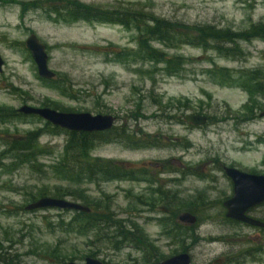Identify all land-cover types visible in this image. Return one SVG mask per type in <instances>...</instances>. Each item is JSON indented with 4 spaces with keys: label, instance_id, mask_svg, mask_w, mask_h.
I'll use <instances>...</instances> for the list:
<instances>
[{
    "label": "rangeland",
    "instance_id": "374dc122",
    "mask_svg": "<svg viewBox=\"0 0 264 264\" xmlns=\"http://www.w3.org/2000/svg\"><path fill=\"white\" fill-rule=\"evenodd\" d=\"M44 1L0 3V110L19 115L17 120H0V152L5 143L40 131L37 145L51 153L14 171L0 168V248L8 249L14 264H65L68 260L58 261L62 255L81 263L90 253L104 264H157L183 250L190 264H264V232L229 224L214 204L231 195L222 167L264 175V116L258 117L264 111V91L251 92L241 84L258 72V82L264 87V40L240 43L241 55L234 59L207 48L154 45L166 58L183 60L179 70L168 73L161 65L132 55L137 53L134 28L97 21H54L43 11L50 4ZM68 1L232 31L264 20V0ZM18 2L37 6L24 8ZM40 2H44L42 8H38ZM29 34L45 45L54 84L37 76L24 47ZM224 72L240 74L243 79L235 84L220 75ZM23 105H55L60 112L111 115L114 131L124 130L133 140L144 142L143 146L101 144L90 155L140 170L136 180L96 179V183L77 186L97 202L107 199L111 221H122V230L142 244L115 238V230L106 224L94 235L67 232L69 211H24L29 194L69 184L49 169L65 135L41 132L48 130L46 122L18 114L16 110ZM188 114L202 115L206 123L186 124L182 117ZM167 201L172 202L169 209ZM190 204L202 225L187 232L188 238L178 245L175 234L164 235L169 225L159 219L168 218L170 212L176 217ZM249 215L264 222V204Z\"/></svg>",
    "mask_w": 264,
    "mask_h": 264
},
{
    "label": "trees",
    "instance_id": "16d2710c",
    "mask_svg": "<svg viewBox=\"0 0 264 264\" xmlns=\"http://www.w3.org/2000/svg\"><path fill=\"white\" fill-rule=\"evenodd\" d=\"M44 2H49L50 4L46 9H43V11L47 13V16L51 15L54 21L71 24L78 21H97L100 23L120 25L125 28H134L137 37V53H133L132 55L155 65H161L168 73L179 70L182 66L183 60L176 57L166 58L161 50H157L153 47L154 45H160L167 49H175L184 45L200 49L207 48V50H211L224 58L234 59L239 58L241 55V51L238 49L240 43H246L254 39L264 40V20L250 25L246 30L232 31L230 29L214 28L209 25L188 26L183 23L169 21L144 12L120 11L118 13L115 11H103L82 5L76 1L47 0ZM44 2H40L38 8H42L41 6ZM0 3L2 4L5 2L4 0H0ZM18 4L24 8L28 6L30 8H35L37 6V3L35 2H18ZM222 70L224 71V69ZM258 74V72L249 74L248 81H243L241 83L242 86H249L251 92L262 93L264 87L258 82ZM220 75H224L235 84H239L243 79L240 74L231 75L224 72ZM46 82L51 84L55 83L53 82V79ZM60 85L62 86V84H56L55 87L60 88ZM61 93L64 94L65 91L63 90ZM42 107L59 111V108L55 105H43ZM166 116L168 117L169 115ZM18 117L19 115L14 112L4 113L3 110H0V120H17ZM28 117L34 119L37 118L35 116ZM46 127H48V130L41 132L54 135L61 132L65 135L62 149L54 159V162L50 165L49 169L55 177L69 185L63 187L54 186L51 191L45 188L36 191L33 194H29L28 202L35 201L41 197L60 199H64L65 197L71 198L73 202H80L81 205L87 207L89 212L81 213L69 211L72 213V216L66 223L67 232H74L78 235H94L98 232H102L105 228L101 227L106 224L110 225V227L115 230V238H119L123 242L127 241L129 244L135 243L136 246H138L139 243L142 244L138 239L132 238L128 232L122 230V221H111L109 218L110 215H108L110 204L107 199L99 200L97 202L86 196L77 188V186L81 183H96V179L101 180L100 182L136 180L135 177L139 174L140 170L138 171L133 167L116 161L98 159L96 157H91L90 155L96 146L101 144L124 142L133 144L134 146H143L144 142L133 140V137L125 134L124 130L117 132L112 128L104 132L85 133L65 131L47 123ZM38 134H40V131L31 132L28 133L24 140H13L5 143L6 146L3 143L5 149L0 152V168L7 171H14L16 168L30 163V161H34L37 157L51 155L49 149L47 151L44 147L40 148L37 145L36 141ZM154 144L150 145L154 146ZM4 161H8V163L5 164ZM156 193L164 196V194L158 190H156ZM166 205H168L167 208L171 207L172 202L167 201ZM177 206L175 205V207ZM184 210L188 211L189 209L186 206ZM169 215L168 218L159 219L161 223H166L167 221V224L169 225L168 228L167 225L165 226V229H168L169 232L165 231L164 235L170 236V234H175L178 245H182V239L188 238L186 233L191 232L192 229H187L185 226L178 223L174 213L170 212ZM131 226L135 228L134 225ZM141 234L139 237L142 240ZM7 250L8 249L0 248V264H14L15 258H10ZM58 257H60L58 259L59 262L62 259L68 261L75 260L71 258L67 259L66 255ZM88 257H93V254L90 253Z\"/></svg>",
    "mask_w": 264,
    "mask_h": 264
},
{
    "label": "water",
    "instance_id": "95a60500",
    "mask_svg": "<svg viewBox=\"0 0 264 264\" xmlns=\"http://www.w3.org/2000/svg\"><path fill=\"white\" fill-rule=\"evenodd\" d=\"M24 47L35 65L37 76L42 80H52L55 73L47 67L48 57L45 45L40 43L33 34H29L24 41ZM1 67L2 60L0 58V72ZM16 112L24 116H36L53 127L69 132H104L110 130L115 122V117L111 115L59 112L50 108H34L27 105L19 107ZM263 116L264 111L258 115L259 118ZM182 121L198 127L205 124L206 118L202 115L188 114L182 117ZM223 173L231 183V197L223 202L225 218L250 226L264 227L260 221L245 215L247 210L264 203V175L248 174L225 166ZM42 209L89 212L87 207L78 202L53 197L38 198L24 207L26 212ZM176 220L178 223L186 225L195 222V218L187 212L179 213ZM189 262V256L186 253H180L158 264H189ZM65 264H102V262L95 258L85 257L81 263L67 261Z\"/></svg>",
    "mask_w": 264,
    "mask_h": 264
},
{
    "label": "flooded vegetation",
    "instance_id": "af4514ba",
    "mask_svg": "<svg viewBox=\"0 0 264 264\" xmlns=\"http://www.w3.org/2000/svg\"><path fill=\"white\" fill-rule=\"evenodd\" d=\"M205 123H206V122H205ZM207 123H208V122H207ZM227 167H231V166H227ZM232 168H234V167H232ZM221 169H222V172H223V167H222ZM244 173H245V172H244ZM248 174H253V173H248ZM254 174H255V173H254ZM223 175H224V173H223ZM255 175H256V174H255ZM225 177H226V176H225ZM229 183H230V181H229ZM230 185H231V183H230ZM230 197H231V195H230V196H223V197H220V198H218V199L215 200L214 204H217L216 206L219 207V208H217V209H218V211H217L218 215H219V216H222V218L225 219L226 222H228L229 224L241 225V226H243V227H250V228H254V229H256L257 231L264 232V227L250 226V225L245 224V223H242V222H238V221H234V220H230V219L225 218V210H224V208H223V202L226 201L227 199H229ZM201 199H204V197L201 198ZM194 203H195V202H193V204H194ZM193 204H190L189 207L187 206V208L189 209L188 211H182V212H187V213L191 214V215L195 218V222H194L193 224H188V225H186V224H181V225H183V226H185V227L191 228L192 230L195 229L196 227H198L199 225H202V224H201L202 222H198L196 216L193 215V212H194L193 209H192ZM263 204H264V203H263ZM263 204L258 205V206H255V207H253V208L247 210V211L245 212V215L248 216V217H251V216L249 215L250 212H251V210L259 209V207L262 206ZM217 209H216V210H217ZM180 213H181V212H180ZM177 216H178V215H177ZM177 216H176V218H177ZM251 218H253V217H251ZM253 219H255V218H253ZM256 220H258V219H256ZM176 221H177V220H176ZM258 221H260L261 223L264 224L263 221H261V220H258ZM181 253H182V252H181ZM178 254H180V253H178ZM186 254H187V253H186ZM175 255H177V254H175ZM173 256H174V255H173ZM164 260H165V259H164ZM162 261H163V260H162ZM160 262H161V261H160ZM160 262H158V263H160ZM158 263H157V264H158ZM102 264H104V263L102 262ZM189 264H190V262H189Z\"/></svg>",
    "mask_w": 264,
    "mask_h": 264
}]
</instances>
